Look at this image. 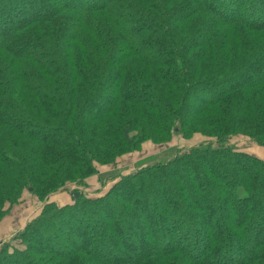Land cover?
<instances>
[{
  "label": "trees",
  "instance_id": "16d2710c",
  "mask_svg": "<svg viewBox=\"0 0 264 264\" xmlns=\"http://www.w3.org/2000/svg\"><path fill=\"white\" fill-rule=\"evenodd\" d=\"M194 91L208 98L188 114ZM173 134L215 143L98 172ZM236 135L264 146V0H0V220L26 191L45 201L92 175L109 183L44 203L0 264H264V159ZM211 193L221 205L193 201Z\"/></svg>",
  "mask_w": 264,
  "mask_h": 264
},
{
  "label": "rangeland",
  "instance_id": "374dc122",
  "mask_svg": "<svg viewBox=\"0 0 264 264\" xmlns=\"http://www.w3.org/2000/svg\"><path fill=\"white\" fill-rule=\"evenodd\" d=\"M12 9L10 8L9 11H11ZM207 95L203 92H199V91H194L189 100L186 103V112L188 114L193 113L196 108L207 99ZM95 105H97V103H95ZM213 142V144L215 143L214 139H210V138H206L200 134H194L189 138H183L180 135H175L173 134L172 137L170 138L169 141L164 142V143H154L150 140L144 141L141 145L140 148L138 149V151H134V152H130L127 153L123 156H121L120 158L116 159L114 164L111 165H103V166H98L97 165V169L98 172H103L106 170H110L112 168H115L117 170H122V173H128L131 172L133 170V166L134 164H137L140 161H145L150 159L151 157L155 156V155H162L163 158L167 159L173 156V153L169 150L172 148H175V153H181L183 151L188 150L189 148L199 144V143H206V142ZM229 144L233 145L235 148H238L240 150H244L246 152H249L251 154L256 155L259 158L264 159V146H259L256 143H254L252 140L248 139L245 136H231L228 141ZM216 145V144H215ZM226 170L221 171V173H226ZM194 173V172H193ZM220 173V174H221ZM195 174L197 175V180H195L193 182V184H191V192H196L195 195H200L203 188L206 187V185L203 182V178L202 176L198 173V171L196 172L195 170ZM85 185H87V187H76L74 184H70L68 185L67 189L62 190V191H58L56 193L51 194L48 199H46L45 201H38L36 199H34L33 195H31L29 192H24L21 200L18 204L13 205L11 207H9L4 215V217L0 220V231L1 233H3L5 231V234H7L8 236L6 238H4V236H0V244L2 242L8 241L17 231L23 229L25 227V225L27 224L28 221H30L31 219H33L34 217H36V215L39 213V211L41 210L42 206L44 203L46 202H55L57 205H62V204H66V203H71L72 200V194L74 192H81L83 194H85L88 197H97V196H101L107 189H108V185L109 183H103L101 184V182L98 180L96 175H92L90 176L88 179H86L85 181ZM221 185V184H220ZM157 187L159 189H164V184L161 185H157ZM224 188H226V185H221L220 186V190H218V193L221 192L223 193ZM74 189H76V191L72 192ZM165 191V190H163ZM167 194H171L172 196L176 197V191L173 189V193L172 191H168ZM212 195L209 197L207 196L206 199L203 201L201 200L199 197H196L193 199V201H197V202H205L206 204H212L214 206L216 205H221L222 204V198L220 195H218V197H216L217 195L214 193H211ZM220 197V198H219ZM179 198V197H177ZM143 199V202H146L147 205H150L152 200L150 199V197L147 195H143V197L141 198ZM264 202V198L262 200H260L259 203H263ZM183 206L188 205L189 203L187 201H181ZM114 210H122L124 208L123 204H119L117 206H113ZM181 210L183 209L182 206H180ZM223 209V216L224 219L226 220V228H225V232H228V230L230 229L229 226V222L230 220H232L233 218L236 217V214L234 213V210L232 208H229L227 205L222 207ZM264 218V216H262ZM96 218V217H94ZM97 218H102L103 219V223H107V221H105L106 219L103 218V214L100 213ZM96 218V219H97ZM183 217H180V215L178 214H173L172 215V219L173 220H179L182 219ZM185 219V218H184ZM118 225L120 227H122L123 229H128L129 228V223H130V218L128 216L125 215H119L118 217ZM166 221V220H165ZM137 222H141L139 219L137 220ZM205 221L203 219H198L194 221V224L192 225L194 228H199L202 232H198L199 235L203 238L207 237L208 235L206 233V231L204 230V223ZM73 224L70 227V230H68L70 233L67 232L68 227L63 231L64 235L67 234H71L70 239H72V242L77 243V239L74 235H72V231L74 229V227L76 226L75 222H72ZM102 223V224H103ZM169 224L170 223V219L169 221L163 222V225ZM109 225V224H108ZM160 227V226H159ZM211 228L213 229V231H217L218 229H216V227L211 226ZM160 229V228H159ZM216 229V230H215ZM232 233V232H231ZM229 233V234H231ZM57 233L54 232H50L49 235L51 236V239H55V235ZM50 239V240H51ZM49 246H51V242L49 241Z\"/></svg>",
  "mask_w": 264,
  "mask_h": 264
},
{
  "label": "crops",
  "instance_id": "0c3cea01",
  "mask_svg": "<svg viewBox=\"0 0 264 264\" xmlns=\"http://www.w3.org/2000/svg\"><path fill=\"white\" fill-rule=\"evenodd\" d=\"M0 236H4V238H6L8 235L5 234V231L3 233H1V231H0Z\"/></svg>",
  "mask_w": 264,
  "mask_h": 264
},
{
  "label": "water",
  "instance_id": "95a60500",
  "mask_svg": "<svg viewBox=\"0 0 264 264\" xmlns=\"http://www.w3.org/2000/svg\"><path fill=\"white\" fill-rule=\"evenodd\" d=\"M77 195H78V193H77V192H75V193H74V196H75V197H77Z\"/></svg>",
  "mask_w": 264,
  "mask_h": 264
}]
</instances>
